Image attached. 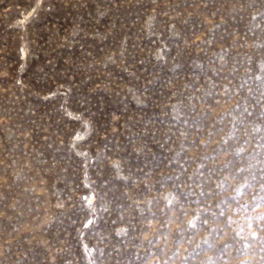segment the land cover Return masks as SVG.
<instances>
[{
  "label": "rangeland",
  "instance_id": "1",
  "mask_svg": "<svg viewBox=\"0 0 264 264\" xmlns=\"http://www.w3.org/2000/svg\"><path fill=\"white\" fill-rule=\"evenodd\" d=\"M0 264H264V0H0Z\"/></svg>",
  "mask_w": 264,
  "mask_h": 264
}]
</instances>
